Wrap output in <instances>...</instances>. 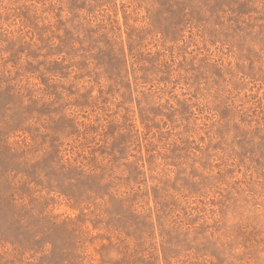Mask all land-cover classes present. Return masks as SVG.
Wrapping results in <instances>:
<instances>
[{
	"label": "rangeland",
	"instance_id": "1",
	"mask_svg": "<svg viewBox=\"0 0 264 264\" xmlns=\"http://www.w3.org/2000/svg\"><path fill=\"white\" fill-rule=\"evenodd\" d=\"M0 264H264V0H0Z\"/></svg>",
	"mask_w": 264,
	"mask_h": 264
}]
</instances>
